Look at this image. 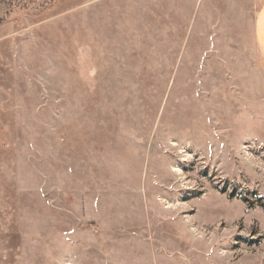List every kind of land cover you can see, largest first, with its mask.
<instances>
[{
	"label": "rangeland",
	"instance_id": "rangeland-1",
	"mask_svg": "<svg viewBox=\"0 0 264 264\" xmlns=\"http://www.w3.org/2000/svg\"><path fill=\"white\" fill-rule=\"evenodd\" d=\"M250 0H0V264H264V63Z\"/></svg>",
	"mask_w": 264,
	"mask_h": 264
},
{
	"label": "crops",
	"instance_id": "crops-1",
	"mask_svg": "<svg viewBox=\"0 0 264 264\" xmlns=\"http://www.w3.org/2000/svg\"><path fill=\"white\" fill-rule=\"evenodd\" d=\"M250 1L254 13L253 42L259 58L264 63V0Z\"/></svg>",
	"mask_w": 264,
	"mask_h": 264
}]
</instances>
